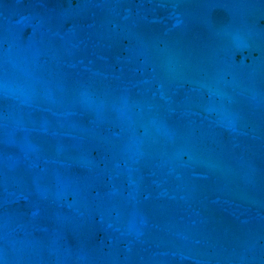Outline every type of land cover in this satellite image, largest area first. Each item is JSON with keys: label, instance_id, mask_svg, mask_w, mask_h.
Wrapping results in <instances>:
<instances>
[{"label": "water", "instance_id": "1", "mask_svg": "<svg viewBox=\"0 0 264 264\" xmlns=\"http://www.w3.org/2000/svg\"><path fill=\"white\" fill-rule=\"evenodd\" d=\"M0 264H264V0H0Z\"/></svg>", "mask_w": 264, "mask_h": 264}]
</instances>
